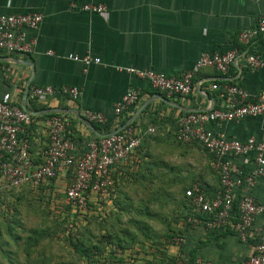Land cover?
<instances>
[{
  "label": "crops",
  "instance_id": "0c3cea01",
  "mask_svg": "<svg viewBox=\"0 0 264 264\" xmlns=\"http://www.w3.org/2000/svg\"><path fill=\"white\" fill-rule=\"evenodd\" d=\"M87 3L102 4L106 12L99 15L81 11L80 7ZM27 12L40 13L42 21L37 30H25L27 39L34 41L31 52H0V96L9 94L12 105L32 116L23 136L29 141V154L35 166L45 161L52 114L68 120L66 135L75 140L77 153H81L87 140L101 135L93 122L89 123L96 133L82 120L83 113L88 111L101 114L111 128H116L111 133L133 123L127 130L141 137L140 147L126 162L113 168L112 175L123 176V170L137 169L148 159L144 156L148 147L182 146L184 158L198 160V169L207 173L192 180V187L198 185L211 197L218 194L220 183L211 166L213 157L197 145L175 142L177 122L188 112L222 107L226 86H239L250 98L264 89V69L251 71L244 59L246 54L264 59V36L248 45L238 39L241 31L256 26L264 14V0H0V15ZM229 50H237L240 55L228 72L201 69L193 79L191 92L183 97L156 92L147 81L116 71L117 67L135 68L177 78L193 67L201 53ZM68 55H90L99 58L100 64L84 68L69 60ZM43 86L55 90L77 87L81 94L78 100L71 101L59 93L41 105L30 98L29 91ZM130 88L139 90L136 104L115 116L114 106ZM142 106L145 113H137ZM122 120L126 121L119 127ZM208 127L238 142L251 137L264 139V116ZM232 164L245 172L252 168L241 158L232 159ZM71 181L67 170L61 171L55 180L60 190L69 187ZM251 193L258 203L264 204V178L256 180ZM240 195L241 191L236 202ZM188 222L190 226L179 238L185 253L180 255V264L189 263L191 254V264L199 259L209 264H241L252 253L251 239L244 243L232 230L205 231L189 219ZM253 225L264 226V220L256 218ZM168 251L176 254L178 249L170 245Z\"/></svg>",
  "mask_w": 264,
  "mask_h": 264
},
{
  "label": "built area",
  "instance_id": "2783aa9c",
  "mask_svg": "<svg viewBox=\"0 0 264 264\" xmlns=\"http://www.w3.org/2000/svg\"><path fill=\"white\" fill-rule=\"evenodd\" d=\"M80 10L100 15L106 12V7L87 3ZM41 21L42 15L38 12L0 15V52H31L34 41L27 39L25 30H37ZM261 36H264V14L259 17L255 27L241 31L238 39L248 45ZM239 55L237 50L212 54L203 52L193 67L177 78L135 68L117 67L116 71L147 81L156 92L183 97L191 92L193 79L201 69L209 68L226 74ZM67 58L81 63L84 68L100 64L99 58L90 55H68ZM244 59L249 70L264 69V59L260 56L246 54ZM224 91L225 104L222 107L188 112L177 122L176 140L182 144L195 142L212 153L214 160L211 166L218 173L220 183V191L213 197L204 194L198 185L186 191L191 207L198 215L189 221L205 231H220L230 227L240 241L245 243L253 240L252 253L241 264H264V226L253 225L256 218L264 220V204L258 203L251 193L256 180L264 178V139L251 137L238 142L208 127L264 116V89L254 98H250L244 89L235 85L226 86ZM59 93L71 101L78 100L81 94L77 87L55 90L43 86L32 87L29 91L30 98L41 105ZM138 97V89L127 90L114 106V115L120 116L128 111L136 104ZM83 118L97 124L106 123V119L98 113L85 111ZM31 120L32 116L28 112L12 105L9 94L0 96V191L21 186L37 188L45 181L56 180L61 171L67 170L72 181L64 190L65 201L82 211L87 209L91 196L100 203L107 199L113 186V168L127 161L142 143L141 137L131 130L117 131L87 140L81 153H77L75 141L66 135L68 120L52 114L47 130L49 144L45 151V161L35 166L29 154V141L23 136L24 127ZM234 158H241L244 163L251 164L252 168L245 172L240 166L232 164ZM240 191V198L236 202ZM196 264L209 263L199 259Z\"/></svg>",
  "mask_w": 264,
  "mask_h": 264
},
{
  "label": "rangeland",
  "instance_id": "374dc122",
  "mask_svg": "<svg viewBox=\"0 0 264 264\" xmlns=\"http://www.w3.org/2000/svg\"><path fill=\"white\" fill-rule=\"evenodd\" d=\"M183 148L182 146L166 148V145L159 144L150 147V149L148 147L144 154V156H148V159H145L133 171H130L129 168L123 170L125 176H130L126 179L124 172L122 173L124 180L120 185L117 183L111 198L108 197L105 200L106 203L103 201L104 203L99 207H94V204L90 205L82 214L74 213L71 209L67 210L64 195L55 193L48 187L39 193L17 191L13 194L7 193V189H1L0 262L7 261L2 253L5 250H10L11 257L17 259L16 264H132L134 260H137L136 258L140 259L142 264L151 262L159 264L158 261H161L163 255L156 250L157 247L161 248L162 244L170 243L178 249V252L176 254L175 251L174 253L169 252V245L165 249L166 255L169 257L162 260L172 262V258H177L175 264H180L182 262L180 250L184 244L179 240L181 236L174 235L171 241L164 237L165 234H170L168 233L170 228L177 230L184 226L181 225L180 210L182 208L177 204L181 199V195L176 198V195L179 194L177 188L178 185L180 187L189 186L192 180L200 179L201 174L207 175L206 170L198 169V160L189 161L184 158L182 153L185 154V148ZM199 149L202 150L201 147ZM146 161L149 163V169L145 166L147 164H144ZM156 162L158 165H154ZM112 177L114 179L115 176L112 175ZM124 194H128V197L126 198ZM129 201L134 206L142 208V211L138 212L139 218L148 220L155 233H152L149 238L142 239L148 248H140L135 244L134 248L124 252L116 250L113 244L109 245L107 238L115 230L114 224L118 210L115 206L117 204L127 206L129 203L131 204ZM173 208L176 210L172 211ZM123 211L128 212V209L126 210L124 207ZM134 213L137 214L136 210ZM146 213L164 215L167 223L165 224L163 221L161 226H158L156 223H158L159 217L146 216ZM132 215L134 214L130 212L128 215H122V222L133 218ZM17 222L20 224L19 227ZM9 227L15 228L14 232L21 237V240L7 246L5 242L10 240L6 236V231ZM131 227L133 228V226ZM117 234L116 232L114 235ZM160 237L162 240L158 241ZM71 238L73 241L79 239L86 244L98 245L102 251L96 255V261L86 262L75 254L69 245ZM160 243L161 245H159ZM26 245L29 248L33 247L29 250L31 253L29 263H26L25 255L28 249ZM140 249L142 252L138 251ZM13 250L18 251L17 256ZM113 250L115 251L114 256L122 259V262L110 257ZM182 255L184 256L185 253ZM172 263L174 264V262Z\"/></svg>",
  "mask_w": 264,
  "mask_h": 264
},
{
  "label": "trees",
  "instance_id": "16d2710c",
  "mask_svg": "<svg viewBox=\"0 0 264 264\" xmlns=\"http://www.w3.org/2000/svg\"><path fill=\"white\" fill-rule=\"evenodd\" d=\"M145 111H146V109L143 110L142 113H145ZM127 119L128 118H126V120ZM126 120H122L120 122V124H119V127H122ZM91 124L95 127V129L101 135H107V134L111 133L112 131H114L116 129V128L115 129L111 128L112 125L110 126V125H108V123H104V124L91 123ZM132 126H134L133 123L128 125L126 128H124L120 132H123V131L127 130L128 128H131ZM175 142H178V141L175 140ZM178 143H180V142H178ZM192 144H197V143L194 142ZM198 147H200V146L198 145ZM202 150L207 152V153H209L208 151H206L204 149H202ZM210 156L213 157L212 159H214V156H213L212 153H210ZM144 164H147L145 166H146V168L149 169V166H148L149 163L146 161V162H144ZM154 165H158V163L156 162V163H154ZM130 171H133V170H130ZM129 176L130 175H128V177ZM128 177L126 179H128ZM112 179H113V177H112ZM123 180H124L123 176L116 175L114 177L113 186H112V188L110 190V193H109L108 197L111 198L112 194L115 191L114 188L118 185L117 183H119V185H120L121 182H123ZM192 184L193 183H191L189 186H186V187H180V185H178L177 190H178L179 194L176 195V198H179L180 195H181V199H179L177 204L179 206H181V208L183 209V210L181 209L180 211H181V215H182L181 225H184V226L182 227V229H177V230H175L174 228H172V229L170 228V230L168 231V233H170V234H165V236H164L166 239H168L170 241L172 240L174 235H178L179 237L183 236V234L185 233V230L188 229V227L190 226V224L188 222V219L192 220V219L198 217V215H196V213H194V210L191 207L190 197L186 196V191H188V190H190L192 188ZM46 187H48V189H51L55 193H62L64 195V197H65L64 190H60V189L57 188V184H56L55 180L45 181L37 188L31 187V186H21L19 188L7 189L6 191H7V193H13V194H14V192H17V191H32V192H35V193L36 192L39 193V192L45 191ZM124 195H125L126 198L128 197V194H124ZM108 197H107V199H108ZM127 201H128V199H127ZM104 202L106 203V201H104ZM104 202H101V203L97 202L93 198V196H91V199H90V201L88 203L87 209L90 207V205L92 206V204L95 205L94 207H99ZM129 202H131V201H129ZM64 203H65V206H66L67 210L71 209L74 213H77V214H82V213H84L87 210V209L83 210V211L82 210H78V209H75V208L71 207L66 201ZM115 207H116V209H118L117 212H116V218H115V224H114L115 230L113 231L112 234H110L108 236V238H107L108 244L109 245L113 244V246L115 247L116 250L124 251V252H127V250L134 248L136 245L140 246V248H144V247H145V249H146V247L148 248V245L144 244L143 240H144L145 237L149 238V236H151V234L155 233V232L152 231V228L149 225L148 220H143V219L139 218V215H138L139 213L138 212L142 211V208L140 209L138 206H134V204L132 202H131V204L130 203L127 204V206H122L120 204H117V206H115ZM124 207H125L126 210L128 209V212H130L131 214H134V215H132L133 218L126 219V222L123 223L122 222V218H123L122 215H124V214L128 215V212L123 211ZM135 210H136L137 214L134 213ZM173 210H176V209L173 208L172 211ZM183 211H184V214L182 213ZM235 211H236V208L234 206V212ZM145 215L146 216L159 217V221H158V223H156V225H158V226H161V223L166 220L164 215H158L156 213L155 214L146 213ZM164 223L166 224L167 222L165 221ZM17 224H18V227H19V225H20L19 222H17ZM131 226H133V228ZM14 230H15V228L9 227L8 230L6 231V236L8 237V240H10L8 242L7 241L5 242V244L7 246L8 245H12L13 243H18L21 240V237L18 234H16V232H14ZM231 230L232 229L230 227H228L226 229H223V231H231ZM114 232L115 233L117 232L118 234L114 235L115 234ZM160 240H162L161 237L158 238V241H160ZM69 245L72 247V249L75 252V254H77L81 259H84L86 262H95L96 261V255L99 254L102 251V249L99 248L98 245H96V244L92 245L91 243L86 244L85 242L80 241L79 239L76 240V241H73L72 238L69 239ZM159 245H161V243ZM169 245L172 246V244L168 243L167 245L166 244H162L161 248L157 247L156 250H158L163 255L162 259H167L169 257L168 255H166V252H165V249H167V247ZM26 246L28 247V245H26ZM32 248L33 247L30 246V248L28 247V249L26 250V255H25L26 263H29V258L31 257V253H30L29 250L32 249ZM13 251H14L15 255L17 256L18 251H16V250H13ZM138 251L142 252V249H140ZM180 253H182V254L184 253L182 249L180 250ZM11 254H12V252L10 250H5L4 253H2V255H3V257H6L7 261L5 263L0 262V264H16V260L17 259L14 258V257L12 258ZM114 254H115V251L113 250V252L110 253V257H112L114 260H116L118 262H122V259L118 258L117 256H114ZM127 255L129 256V254H127ZM191 257H192V254H191L190 258H189V261H188L189 263L186 262L184 264H191V262H192ZM136 259L137 260H134L132 262V264H142V261L140 259H138V258H136ZM162 259H161V261L160 260L158 261L159 264H167V263L168 264H173L172 262H174V264H175L176 261H177V258L176 259L172 258L171 259L172 262H170V261L168 262V261L162 260ZM36 262H37V260H36ZM164 262H166V263H164ZM150 264H153V262H151Z\"/></svg>",
  "mask_w": 264,
  "mask_h": 264
},
{
  "label": "water",
  "instance_id": "95a60500",
  "mask_svg": "<svg viewBox=\"0 0 264 264\" xmlns=\"http://www.w3.org/2000/svg\"><path fill=\"white\" fill-rule=\"evenodd\" d=\"M26 92H25V97H26ZM144 109V106H142L138 111H137V113H139L140 111H142ZM51 113H54L53 111L51 112ZM82 120H84L85 121V123L87 124V126H89V128H92V130H93V132L94 133H96V131L93 129V127L90 125V123L87 121V120H85V119H82ZM100 136H102V135H98V137H100Z\"/></svg>",
  "mask_w": 264,
  "mask_h": 264
}]
</instances>
